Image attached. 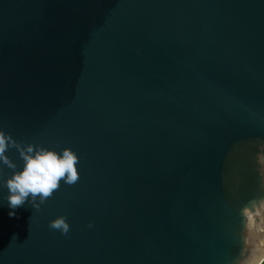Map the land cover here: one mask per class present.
I'll use <instances>...</instances> for the list:
<instances>
[{
	"label": "water",
	"instance_id": "95a60500",
	"mask_svg": "<svg viewBox=\"0 0 264 264\" xmlns=\"http://www.w3.org/2000/svg\"><path fill=\"white\" fill-rule=\"evenodd\" d=\"M0 130L79 174L0 199V264H259L264 0H0Z\"/></svg>",
	"mask_w": 264,
	"mask_h": 264
},
{
	"label": "clouds",
	"instance_id": "9594fccd",
	"mask_svg": "<svg viewBox=\"0 0 264 264\" xmlns=\"http://www.w3.org/2000/svg\"><path fill=\"white\" fill-rule=\"evenodd\" d=\"M18 153L20 163L7 154L10 149ZM78 156L69 147L55 150L31 142L20 143L11 133L0 130V187L6 189L0 199L7 202L8 216H16V208L27 200L35 210L64 183L73 184L78 178ZM7 169V172H5ZM261 187H264V171L261 172ZM245 240L261 237L264 242V196L250 200L242 209ZM89 227L92 222L89 221ZM49 227L67 234L70 225L61 215L49 222ZM12 238H16L13 235ZM235 264H248L247 260L237 259ZM259 264H264V257Z\"/></svg>",
	"mask_w": 264,
	"mask_h": 264
}]
</instances>
